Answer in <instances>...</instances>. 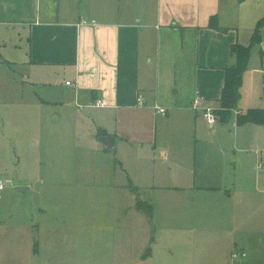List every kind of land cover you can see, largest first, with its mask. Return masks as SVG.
Instances as JSON below:
<instances>
[{
  "label": "crops",
  "instance_id": "0c3cea01",
  "mask_svg": "<svg viewBox=\"0 0 264 264\" xmlns=\"http://www.w3.org/2000/svg\"><path fill=\"white\" fill-rule=\"evenodd\" d=\"M263 15L264 0H0V63L7 61V46L15 49L16 60L10 56L7 63L23 65L27 83L63 88L93 128L114 137L112 151L127 155L116 161L123 174L118 187L133 201L131 187L145 190L134 178L143 165L151 188L183 189L171 185L173 167L191 162L190 191L230 199L223 176L227 150L219 140L233 130L236 149L241 126V140L261 144L264 124L237 125L233 112L228 122L210 127L192 100L200 95L203 106L219 108L230 47L250 45ZM210 17L217 29L208 26ZM260 35L242 75L238 113L264 109V26ZM99 132L88 133L95 144Z\"/></svg>",
  "mask_w": 264,
  "mask_h": 264
},
{
  "label": "rangeland",
  "instance_id": "374dc122",
  "mask_svg": "<svg viewBox=\"0 0 264 264\" xmlns=\"http://www.w3.org/2000/svg\"><path fill=\"white\" fill-rule=\"evenodd\" d=\"M15 51L7 46V61ZM7 61L0 63V264H264V142L241 140V126L236 149L233 130L219 140L230 199L190 191L193 162L173 167L171 185L183 189L151 188L143 165L134 178L145 190L135 194L151 201L152 215L140 214L118 187L116 161L127 155L95 144L88 133L102 128L63 88L27 83L24 66ZM238 251L246 257L232 259Z\"/></svg>",
  "mask_w": 264,
  "mask_h": 264
},
{
  "label": "trees",
  "instance_id": "16d2710c",
  "mask_svg": "<svg viewBox=\"0 0 264 264\" xmlns=\"http://www.w3.org/2000/svg\"><path fill=\"white\" fill-rule=\"evenodd\" d=\"M208 26L211 28H218L214 17H210ZM264 26V15L257 22L256 27L251 35V43L248 46H242L239 44H233L230 47V56L232 58V64L224 68L223 85L220 92L219 108L214 110V114L217 117V122L226 123L235 114V123L237 125L251 122L256 124H264V109L252 108L243 113H238V100L240 97V87L242 83V75L248 66L250 59L251 48L255 44L260 42L261 29ZM132 191H139L137 187H131ZM135 209L140 212H146L152 215V204L146 203L140 198L136 197Z\"/></svg>",
  "mask_w": 264,
  "mask_h": 264
},
{
  "label": "built area",
  "instance_id": "2783aa9c",
  "mask_svg": "<svg viewBox=\"0 0 264 264\" xmlns=\"http://www.w3.org/2000/svg\"><path fill=\"white\" fill-rule=\"evenodd\" d=\"M80 24H87V21L85 20H80ZM91 24H94V21H91ZM66 85H71L70 81L65 82ZM73 85V84H72ZM136 101L138 104L143 103V97L141 94H139L136 98ZM203 97L200 95H195V97L192 100V108L198 111H201V114L203 118L205 119L206 123L212 127L216 122H217V117L214 114V109L210 106H203ZM96 106L102 105V102L100 100H96L94 103ZM159 112H163L162 109H159ZM6 182L0 179V191L4 189ZM240 257H245L244 252H232L231 253V258H240Z\"/></svg>",
  "mask_w": 264,
  "mask_h": 264
},
{
  "label": "water",
  "instance_id": "95a60500",
  "mask_svg": "<svg viewBox=\"0 0 264 264\" xmlns=\"http://www.w3.org/2000/svg\"><path fill=\"white\" fill-rule=\"evenodd\" d=\"M98 141L102 144L104 148L107 150L114 149V137L107 134L105 129H101L98 136ZM16 190L21 194L25 195V188L24 187H16Z\"/></svg>",
  "mask_w": 264,
  "mask_h": 264
}]
</instances>
